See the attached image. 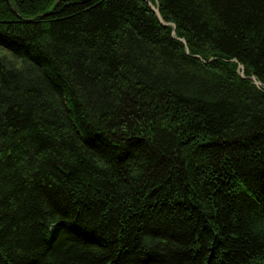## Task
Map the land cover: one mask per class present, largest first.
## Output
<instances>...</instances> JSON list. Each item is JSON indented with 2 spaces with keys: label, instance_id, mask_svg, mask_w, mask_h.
Segmentation results:
<instances>
[{
  "label": "trees",
  "instance_id": "trees-1",
  "mask_svg": "<svg viewBox=\"0 0 264 264\" xmlns=\"http://www.w3.org/2000/svg\"><path fill=\"white\" fill-rule=\"evenodd\" d=\"M0 264H264V0H0Z\"/></svg>",
  "mask_w": 264,
  "mask_h": 264
}]
</instances>
